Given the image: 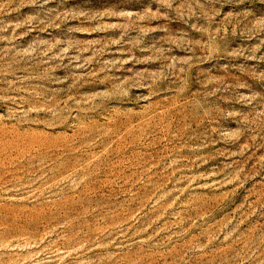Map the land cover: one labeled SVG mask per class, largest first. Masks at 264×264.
<instances>
[{"label": "rangeland", "instance_id": "1", "mask_svg": "<svg viewBox=\"0 0 264 264\" xmlns=\"http://www.w3.org/2000/svg\"><path fill=\"white\" fill-rule=\"evenodd\" d=\"M0 264H264V0H0Z\"/></svg>", "mask_w": 264, "mask_h": 264}]
</instances>
